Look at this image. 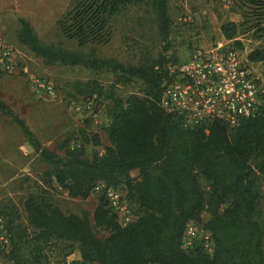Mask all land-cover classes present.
<instances>
[{"label":"trees","instance_id":"obj_1","mask_svg":"<svg viewBox=\"0 0 264 264\" xmlns=\"http://www.w3.org/2000/svg\"><path fill=\"white\" fill-rule=\"evenodd\" d=\"M241 1L256 7L264 17V0ZM141 5L150 8L156 33L167 46L171 27L168 0H69L55 27L62 38L78 48L101 46L109 39L112 20L128 7ZM16 21V42L43 65L104 71L121 82L134 79L144 86V94L131 95L124 104L111 93L106 96L112 102L106 129L108 146L90 159L84 157L80 145L68 148V140L61 145L64 157H58L43 147L24 121L0 100V113L16 126L46 166L43 175L47 181L65 190L68 197L81 200L95 193L97 183L113 190L122 185L135 205L133 220L122 227L102 192H96L99 198L90 216L91 226L87 212L64 214L50 202L29 195L22 203L23 227L16 205L1 199L0 217L9 244L0 253H5L6 261L47 264L44 249L64 241L77 243L79 258L86 264H264V212L256 185L257 177L264 175V105L253 118L231 128L211 121L184 129L176 116L159 106L161 86L171 79L166 66L179 60L159 54L147 63L125 65L99 58L92 49L83 53L44 44L26 20ZM220 32L223 40L231 41L236 25L223 24ZM246 60L263 62L264 53L253 50ZM71 86L81 93L103 94L94 80ZM90 140L99 144L95 135ZM132 171L136 172L135 179L129 178ZM200 182L205 183L206 191ZM202 213L207 214L203 223ZM189 222L200 224V229L210 234L211 254L204 252L200 241H195L188 252L181 248L183 230ZM93 227L107 235L96 237ZM22 242L28 243L24 247L26 260L19 253Z\"/></svg>","mask_w":264,"mask_h":264},{"label":"rangeland","instance_id":"obj_2","mask_svg":"<svg viewBox=\"0 0 264 264\" xmlns=\"http://www.w3.org/2000/svg\"><path fill=\"white\" fill-rule=\"evenodd\" d=\"M26 1L24 14L40 35L42 43L83 53L92 49L99 58L113 59L125 65L147 63L159 54L165 59L184 60L193 47H205L223 40L220 26L226 23L236 25V32L229 40L241 55L246 58L253 50L264 53V17L256 7L241 0H168L171 27L167 46H163L156 33L149 7H128L110 23V36L104 45L82 48L62 38L55 27L56 19L66 9L69 0H34V6L29 3L31 0ZM16 17L12 12L4 17L7 30L4 38H0V44L9 49L11 69L9 72L0 69V100L24 121L43 147L58 157H64L61 145L67 140L68 148L80 145L87 159L93 154H102L104 147L108 146L106 129L112 106L106 96L111 93L124 104L131 95L143 97L144 86L134 79L121 82L104 71L43 65L40 59L16 42ZM248 66L264 76V61L248 62ZM87 80L96 81L103 94L81 93L71 86ZM92 135L98 137V145L92 144ZM45 169L16 126L0 113V200L9 199L16 205L18 222L23 227H26V221L22 203L29 195L50 202L64 214L87 212L92 226L90 216L98 194L91 193L84 200L68 197L65 190L53 181H47L43 175ZM135 177L136 172H130L129 178ZM200 184L206 191L205 183ZM256 185L260 195L259 206L264 212V175L257 177ZM118 190L133 217V201L127 198L124 186L119 185ZM200 219L203 223L207 214L202 213ZM194 226L198 230L201 228L200 224ZM27 231H30L28 227ZM92 231L98 238L107 235L100 228L93 227ZM27 245V242H22L19 251L25 260L24 247ZM4 255L0 253V264H12L5 260ZM44 255L47 264H86L79 258L77 243L55 242L44 249ZM24 264H28L27 261Z\"/></svg>","mask_w":264,"mask_h":264},{"label":"built area","instance_id":"obj_3","mask_svg":"<svg viewBox=\"0 0 264 264\" xmlns=\"http://www.w3.org/2000/svg\"><path fill=\"white\" fill-rule=\"evenodd\" d=\"M220 40L205 47H193L188 56L174 65H167L170 81L162 84L159 106L176 116L184 129L219 121L231 128L240 121L253 118L264 105V76L249 69L246 58ZM9 49L0 44V69L9 72ZM93 192H102L117 223L124 227L133 217L118 190L97 183ZM195 241L211 254L212 240L208 232L193 223L185 225L181 248L189 250ZM8 237L0 217V252L8 248Z\"/></svg>","mask_w":264,"mask_h":264},{"label":"crops","instance_id":"obj_4","mask_svg":"<svg viewBox=\"0 0 264 264\" xmlns=\"http://www.w3.org/2000/svg\"><path fill=\"white\" fill-rule=\"evenodd\" d=\"M29 3H31L32 6L35 5L34 0L29 1ZM25 5H27L26 0H0V38H4L5 32L7 30V25L4 22V17L8 13L12 12V13L17 15L16 18H22V19L26 20L28 22L29 26L31 27L33 33L35 34V36L38 39H40V35L35 30V28L33 27L32 23L29 21V19L26 17V15L24 14V12H26L25 8H24ZM18 28H19V26L17 23V26H15L14 37L16 35Z\"/></svg>","mask_w":264,"mask_h":264}]
</instances>
